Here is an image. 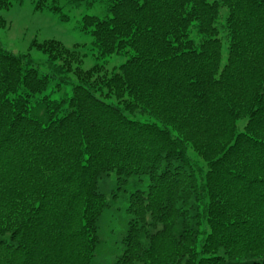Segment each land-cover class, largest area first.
<instances>
[{
	"label": "trees",
	"instance_id": "16d2710c",
	"mask_svg": "<svg viewBox=\"0 0 264 264\" xmlns=\"http://www.w3.org/2000/svg\"><path fill=\"white\" fill-rule=\"evenodd\" d=\"M66 3H105L83 30L98 56H129L83 68L78 44L33 39L42 74L0 43V264H98L112 202L144 178L123 194L112 264H264V0ZM35 7L62 12L57 0Z\"/></svg>",
	"mask_w": 264,
	"mask_h": 264
},
{
	"label": "rangeland",
	"instance_id": "374dc122",
	"mask_svg": "<svg viewBox=\"0 0 264 264\" xmlns=\"http://www.w3.org/2000/svg\"><path fill=\"white\" fill-rule=\"evenodd\" d=\"M39 0H24L22 4L15 2L9 9H0L1 19L6 23L0 24V43L15 54L29 52L31 58L42 74H50L51 68L48 62V56L36 48L30 49V43L33 39L43 41L45 39L55 38L61 40L68 46L79 45L80 51L85 55L82 67L89 68L94 64H103L109 71L114 70L124 63L129 53L112 54L104 57L98 56V49L94 45L93 36L83 30V19L87 14H95L100 17L107 15L105 3H98L93 7L85 4L80 7H71L66 0H57L61 6L64 19L60 12H54L47 7L37 9L36 3ZM49 3L52 0H48ZM227 9H222L217 20L219 28V37L223 43L222 61L225 62L228 53V38L224 29ZM77 82L74 75H68V83L64 85L63 91L71 92L73 85ZM55 82L52 80L46 94H52ZM57 97L58 93L52 95ZM107 101L114 102V99L107 98ZM147 179L143 181H134L133 179L125 186L121 192L119 200L112 202L109 215L102 229L103 244L98 248L96 257L98 264H112V262L121 255L124 249L123 238L127 230V212L126 203L123 194L126 195L136 189H145ZM115 187V180L111 178L102 183V190L107 193L108 200L111 199V191Z\"/></svg>",
	"mask_w": 264,
	"mask_h": 264
}]
</instances>
